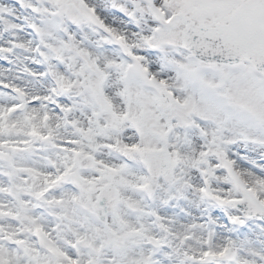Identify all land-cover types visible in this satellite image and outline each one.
<instances>
[{
  "label": "snow or ice",
  "instance_id": "6c2138e0",
  "mask_svg": "<svg viewBox=\"0 0 264 264\" xmlns=\"http://www.w3.org/2000/svg\"><path fill=\"white\" fill-rule=\"evenodd\" d=\"M0 264H264V0H0Z\"/></svg>",
  "mask_w": 264,
  "mask_h": 264
}]
</instances>
